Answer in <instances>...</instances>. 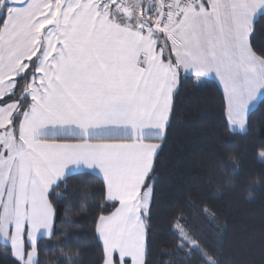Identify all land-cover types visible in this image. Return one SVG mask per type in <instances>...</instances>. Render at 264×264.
<instances>
[{
    "label": "snow or ice",
    "instance_id": "1",
    "mask_svg": "<svg viewBox=\"0 0 264 264\" xmlns=\"http://www.w3.org/2000/svg\"><path fill=\"white\" fill-rule=\"evenodd\" d=\"M258 13L264 0H0L2 254L40 264L41 236L57 231L50 197L83 167L114 202L96 221L102 264H148L151 141L165 135L180 73L218 78L228 122L245 129L264 95ZM169 230L190 259L220 264L183 208Z\"/></svg>",
    "mask_w": 264,
    "mask_h": 264
},
{
    "label": "trees",
    "instance_id": "2",
    "mask_svg": "<svg viewBox=\"0 0 264 264\" xmlns=\"http://www.w3.org/2000/svg\"><path fill=\"white\" fill-rule=\"evenodd\" d=\"M254 49H264V13L254 22ZM151 172L146 259L148 264H199L177 250L169 230L183 208L196 230L220 256V264H264V96L250 111L243 132L232 131L218 83L183 71L173 95L166 133ZM102 176L76 172L50 197L58 217L55 233L39 241L40 264H102L99 215L114 210ZM201 209H208L207 215ZM0 264H12L0 251Z\"/></svg>",
    "mask_w": 264,
    "mask_h": 264
},
{
    "label": "crops",
    "instance_id": "3",
    "mask_svg": "<svg viewBox=\"0 0 264 264\" xmlns=\"http://www.w3.org/2000/svg\"><path fill=\"white\" fill-rule=\"evenodd\" d=\"M260 14H261V13H258V14H257V16L255 17V20L257 19V17H258ZM255 20H254V22H255ZM250 39H251V37H250ZM184 73H185V72H184ZM186 74L193 75V74L190 73V72H189V73H186ZM203 77H204V78H209V79H213V80H215V81L218 83V85L220 86V88L222 89V91H223L222 85L219 83L218 78H216L214 75H208V76H203ZM203 77H200V78H203ZM263 96H264V95H258L257 98H256V100L252 102V104H251L250 107H249V113H250L251 110H253V109L257 106V104L259 103L260 99H261ZM171 112H172V110H171ZM170 117H171V113H170ZM169 121H170V119H169ZM168 124H169V122H168ZM168 124H167V126H168ZM229 125H230V123H229ZM230 127H231L233 130L241 131V129L233 128L231 125H230ZM246 127H247V124H246ZM246 127H245V129H246ZM166 129H167V127H166ZM245 129H243V130H245ZM243 130H242V131H243ZM165 133H166V132H165ZM164 136H165V135H164ZM164 136H163L161 139H163ZM159 140H160V139H157V140H153V141H151V142H155V143H158V144H159ZM83 171H90V172H94V173H97V174L101 175V174L98 172V170H91V169H87V168H83V167H82V168H73V169H71V171L68 172L67 175L72 174V173H76V172H83ZM41 237H45V236L42 235Z\"/></svg>",
    "mask_w": 264,
    "mask_h": 264
},
{
    "label": "rangeland",
    "instance_id": "4",
    "mask_svg": "<svg viewBox=\"0 0 264 264\" xmlns=\"http://www.w3.org/2000/svg\"><path fill=\"white\" fill-rule=\"evenodd\" d=\"M262 99V98H261ZM260 99V100H261ZM229 123V122H228ZM229 127H230V125H229ZM230 129L232 130V131H235V132H243L242 130L241 131H238V130H233L231 127H230ZM236 129H239V128H236ZM261 158L264 160V156H261ZM118 206V205H117ZM103 243V242H102Z\"/></svg>",
    "mask_w": 264,
    "mask_h": 264
}]
</instances>
